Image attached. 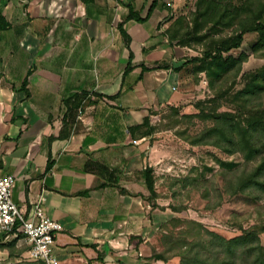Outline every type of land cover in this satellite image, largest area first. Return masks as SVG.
Listing matches in <instances>:
<instances>
[{
	"label": "crops",
	"instance_id": "obj_1",
	"mask_svg": "<svg viewBox=\"0 0 264 264\" xmlns=\"http://www.w3.org/2000/svg\"><path fill=\"white\" fill-rule=\"evenodd\" d=\"M152 2L0 0V174L28 212L45 197L58 264H143L144 237L168 217L145 178L166 146L132 129L178 104L191 50L165 33L177 3L148 14ZM29 248L21 235L0 264H24Z\"/></svg>",
	"mask_w": 264,
	"mask_h": 264
},
{
	"label": "rangeland",
	"instance_id": "obj_2",
	"mask_svg": "<svg viewBox=\"0 0 264 264\" xmlns=\"http://www.w3.org/2000/svg\"><path fill=\"white\" fill-rule=\"evenodd\" d=\"M171 1L177 3V8L172 16L170 14L167 17L169 21L173 17L189 14L197 2ZM243 1L239 10L223 19L216 28V33L210 28L211 24L204 26L201 34L208 33L209 36L202 42L184 34L185 41L189 43L192 40L190 46L180 45L191 50L188 57L201 55L213 48V39L225 40L253 24L258 11L264 8V0H234L238 4ZM262 21L264 22V16ZM166 30L167 28L165 33ZM255 43L256 34L247 32L241 47L225 53L228 58H236L241 54H245L246 58L237 64L228 78L215 82L214 87H211L206 73L187 72L181 87L183 97L178 104L167 105L153 113L151 126L154 132L151 140L166 147L165 150L162 149L155 168V184L160 204L155 199V205H152L159 208L162 217H168L160 224L156 235L144 237L149 239L145 242L148 245L146 252H150V248L152 254L164 249L162 236L165 230L175 235H181L185 231L195 235L200 227L194 222H199L203 229L227 239L241 235L253 227L264 226V187L256 183L246 186L247 180L255 175L253 181H264V171L257 174L258 167L264 162V137L255 142L252 137L250 141L248 135L240 145V150L233 153L228 151L233 146L227 142L232 134L236 140L241 139L247 123L264 119L263 115L255 112L264 107V95L252 98L245 110H240L247 98L241 95L239 98L236 94L244 87V76L264 64V58L257 57L252 52ZM214 112H231L237 115L231 135L222 132L208 134L217 124L211 117ZM205 132L206 140L193 145L192 142L200 140ZM257 231L261 244L264 245V228ZM216 245H209L214 248V252L220 249ZM152 254L144 255L145 260H148L143 264H180L181 258L171 253L166 254L165 260H157ZM24 258V264H43L31 260L29 256Z\"/></svg>",
	"mask_w": 264,
	"mask_h": 264
},
{
	"label": "trees",
	"instance_id": "obj_3",
	"mask_svg": "<svg viewBox=\"0 0 264 264\" xmlns=\"http://www.w3.org/2000/svg\"><path fill=\"white\" fill-rule=\"evenodd\" d=\"M92 1L93 0H84V2ZM157 1L158 0H153L148 14H151L155 9ZM243 4L244 1L238 4L234 2V0H197L193 11L189 14L173 17V19L170 20L171 22L166 30L167 36H169L170 42H176V44L182 46H190V42L192 41L191 40L189 43L187 40L185 41L184 34L193 36L197 42H202L209 36L208 33L201 34V30L204 26L211 24L210 28L216 33V28L222 23L223 19L230 13L239 10ZM129 10L127 17L129 19L136 18L137 20H145L148 17H140L139 12L135 11L133 7H129ZM190 14L191 17H189ZM263 16L264 8L258 11L257 17L253 19V24L251 26L241 29L236 35L225 40L213 39L215 41L213 48L210 50L207 49L201 55L187 57L180 66V69L185 70V76L187 72L191 71L195 74L206 73L210 78L211 87H214L215 82L228 78L237 64L241 63L246 58L245 54H241L236 58H228L225 56V53L241 47L244 35L247 32L256 34V43L252 46L253 54L257 57L264 58ZM8 27L9 25L5 23L4 17L0 15V31ZM244 77V87L236 93L239 98L240 95L247 98L244 104L242 103L240 110H245L252 98L264 95V64L249 72ZM84 94H79L80 100L84 99ZM256 110V113H259L260 116H264V107ZM151 116L145 117L143 123L137 125L132 131L139 132L141 137L151 136L154 132L151 126L153 118ZM211 117L217 121V124L208 131V134L213 132L232 134L234 128L233 122L237 115L231 112H214ZM243 131V137L241 139L239 138V140H236L232 136L233 134L228 138L227 142L234 147L228 150L230 153L240 150V145L248 135L250 141L251 137L255 142H258V139H262L264 137V119H255L254 122L250 124L247 123ZM206 132L203 133V137L200 140L196 139L192 144L196 145L199 144L200 141L206 140ZM218 144L219 143H215V145ZM262 171H264V162L258 167L257 174L262 173ZM255 176H253V178ZM145 178L148 187L152 191L151 199H154L157 197V193L154 190L155 179L151 167L145 170ZM253 178L247 180L246 186L256 183L258 186L264 187V181H253ZM194 223L200 227V231L195 235L188 231L183 232L181 235H175L165 230L162 236L164 249L158 252L154 251L152 257L157 260H165L167 259L166 254L171 253L173 256H179L181 258L180 264H264V245L261 244L258 235L259 232L257 231L258 229L263 230L264 226L253 227L246 230L241 235L227 239L213 231L203 229L199 222ZM20 236L21 235L16 236L15 239L11 241L0 239V248L11 250ZM209 243L214 246L218 243L216 246H220V249L214 252V248L212 246L210 247Z\"/></svg>",
	"mask_w": 264,
	"mask_h": 264
},
{
	"label": "built area",
	"instance_id": "obj_4",
	"mask_svg": "<svg viewBox=\"0 0 264 264\" xmlns=\"http://www.w3.org/2000/svg\"><path fill=\"white\" fill-rule=\"evenodd\" d=\"M15 184L14 175L0 174V239L11 241L23 235L30 247L28 256L31 260L58 264L52 253L56 236L62 229L61 223L47 214L44 196L29 212L21 208L13 199Z\"/></svg>",
	"mask_w": 264,
	"mask_h": 264
}]
</instances>
